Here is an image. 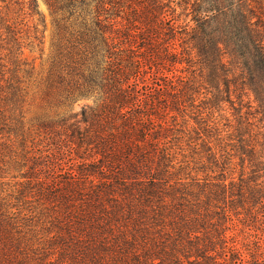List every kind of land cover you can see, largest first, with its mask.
<instances>
[{"label":"trees","instance_id":"obj_1","mask_svg":"<svg viewBox=\"0 0 264 264\" xmlns=\"http://www.w3.org/2000/svg\"><path fill=\"white\" fill-rule=\"evenodd\" d=\"M16 2L18 11L42 15L38 0ZM11 3L0 0V96L18 107L21 79L14 74L23 40L9 17ZM48 3L60 37L52 86L64 102L80 95L98 101L74 122L63 118V140L81 150L80 173H58L42 159L43 175L37 164L46 155H38L20 193L35 194L38 204L10 209L0 203V264H51L52 249L85 264H264V251L247 247L249 258L223 226L236 208L256 214L252 207L264 197L257 182L264 132L255 140L250 120L264 122V31L254 9L246 0ZM177 6L184 7L181 14ZM186 14L191 19L181 21ZM179 60L197 66L191 77L165 72L166 62ZM204 93L206 107L230 102L240 114L236 132L216 137L219 144L213 143L222 134L219 122L203 120L196 104ZM181 107L205 122L186 132L200 149L201 167L224 170L236 150L243 163L249 160L250 176L227 182L219 172L213 180L188 182L179 175L175 145L186 135L169 115Z\"/></svg>","mask_w":264,"mask_h":264},{"label":"rangeland","instance_id":"obj_2","mask_svg":"<svg viewBox=\"0 0 264 264\" xmlns=\"http://www.w3.org/2000/svg\"><path fill=\"white\" fill-rule=\"evenodd\" d=\"M246 2L249 8L254 9V20L260 22L261 29L264 31V0H246ZM38 3L42 12L41 16L29 15L27 7H25V12L18 11L20 4L16 0H12L9 11V17L16 19L19 24L18 28L23 40L22 53L18 57L20 66L14 74L15 78L21 79L19 82L21 102L18 107H15L12 104H7L6 101H3L2 95L0 96V203L11 207L10 209H17L16 207L19 206L33 207L38 204L36 201L32 202L36 198L33 196L35 194L29 193L27 197L20 195L21 189L24 190L29 176L34 171L33 165H35L38 155H46L37 164V168L44 169L43 175L47 170L43 160L49 164L50 162L54 163L58 173L71 170L80 173L81 150L71 148L70 141L63 140L67 136L63 118L65 115L72 116L70 121L74 122L75 119L80 118L84 106L94 105L98 101L96 95H80L73 100L64 102L62 93L52 86L56 75L55 59L59 53L60 37L48 0H38ZM183 10V6H177L178 14H181ZM180 17L181 21H185L191 19L192 14ZM177 46L182 49L179 43ZM165 66V72L170 77L176 75L175 78L178 75L191 77L192 69L197 67H190L187 61L182 62L181 60L176 63L168 61ZM194 75L197 79L201 78L199 70ZM7 76H11V73L7 72ZM3 83L6 81L3 80ZM200 89L206 92L204 86ZM204 95L205 93L198 95L199 99L196 101V104H201L199 108L203 112V120L213 125L215 122H219L222 129L221 135L217 134L213 137V143H215L218 141L216 137H227L230 132H236L240 114L230 102L222 103L221 107H206L201 101L205 97ZM188 102L185 101V103ZM238 106L240 105L238 104ZM246 110L247 108H244L243 112ZM259 118L260 116H252L250 120L254 122L253 137L255 140L261 141L264 122H261ZM198 119L200 118H196V115L190 110L183 111V107L180 110H173L169 115V123L177 122V127L182 128V133L186 135L182 142H177L175 145L177 155L175 161L178 165H183L179 175L187 176L186 181L188 182L193 181L195 177L201 181L205 177L213 180L219 172H224L227 182L232 179H235L236 182L240 181L239 178L243 172L246 177L250 176L251 167L249 166L251 164L249 160L246 159L243 163L241 155L235 154L236 150H232V158L224 170L217 167H201L200 149H195L194 144L187 136L193 126L200 128L205 124L203 121L199 122ZM193 133L195 134V132ZM261 158L264 159V155ZM253 182L250 180V183ZM257 182L264 189V172L260 173ZM26 199H30L31 202H26ZM257 208L258 217L254 218L256 220L252 218L256 214L250 213L248 210H245V215L240 214L238 213L240 208H236L231 211L232 217H226L223 224L227 228V237H235L238 246L247 253L249 258L251 257L248 253L249 250H246L247 247H255L264 251V197L258 206L252 207L254 210ZM36 229L40 232L39 235H48L49 233L41 226H36ZM49 256L52 260L51 264H85L75 254H61L56 249H52Z\"/></svg>","mask_w":264,"mask_h":264}]
</instances>
